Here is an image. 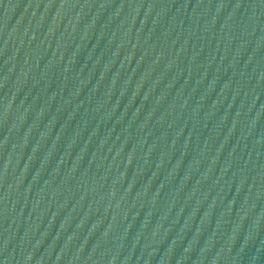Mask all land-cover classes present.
Masks as SVG:
<instances>
[{"label": "water", "instance_id": "95a60500", "mask_svg": "<svg viewBox=\"0 0 264 264\" xmlns=\"http://www.w3.org/2000/svg\"><path fill=\"white\" fill-rule=\"evenodd\" d=\"M0 264H264V0H0Z\"/></svg>", "mask_w": 264, "mask_h": 264}]
</instances>
